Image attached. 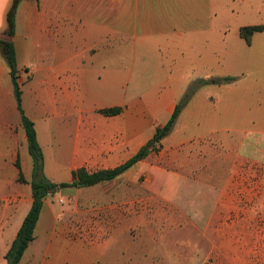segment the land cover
<instances>
[{
    "label": "crops",
    "instance_id": "0c3cea01",
    "mask_svg": "<svg viewBox=\"0 0 264 264\" xmlns=\"http://www.w3.org/2000/svg\"><path fill=\"white\" fill-rule=\"evenodd\" d=\"M12 1L0 0V34ZM188 1L193 0L20 4L14 44L22 106L36 127L44 174L54 183H73L80 169L94 174L123 165L167 124L192 83L207 82L159 151L111 182L48 196L20 264H121L122 229L104 226V210L127 209L137 221L135 210L146 204L153 212L142 216L148 226L159 221L179 241L212 243V264L223 258L254 264L258 242L264 264V55L253 59L251 53L264 31L250 44L240 35L242 28L264 25L240 24L231 40L199 26L196 19L204 15L187 9ZM228 77L236 80L217 83ZM111 108L122 112H101ZM149 171L167 175L164 197L142 186L153 183ZM32 172L10 69L0 51V264H7L32 205ZM136 177H142L141 185H122ZM61 194L69 203L57 211L50 198ZM159 202L168 208L161 216Z\"/></svg>",
    "mask_w": 264,
    "mask_h": 264
},
{
    "label": "rangeland",
    "instance_id": "374dc122",
    "mask_svg": "<svg viewBox=\"0 0 264 264\" xmlns=\"http://www.w3.org/2000/svg\"><path fill=\"white\" fill-rule=\"evenodd\" d=\"M240 1L241 0H193L185 4H188L187 9L189 10L196 9L202 11L204 17L196 19L199 26L220 30L226 33V38H231L232 40L233 37L237 35L236 30L240 24L264 25V0ZM240 6L247 9H243L244 15H240L238 11ZM257 39L253 40L252 43L251 53H253V59L260 58L264 55V34H262L258 40ZM132 180L133 179L125 182L121 181L118 185L123 182L122 185L132 188V186L141 185L142 183V177L141 181L140 177H136L134 181ZM113 184L114 183H110L104 187L109 188ZM60 200H62L64 204H60ZM50 201L54 203V207L57 211L66 209L69 203L67 197L63 194L51 197ZM148 206L149 204H146L142 206V209L138 211L135 210V214L140 216L137 221L136 219H132L131 214L133 211H128L127 209L120 211L104 210V226H113L116 228L117 226H121L122 229V232L117 234L123 239L119 242L122 248L121 264H212V243L179 241L177 237L168 235L167 230L171 227H168L164 223H159V221H157L155 225L148 226L147 218L144 221V217H142H148L149 214L153 213L147 209ZM151 207L154 206L151 205ZM156 207L159 216H161V213L164 214V212L168 211V208H165L160 202L156 203ZM94 213H98V211H94ZM119 214H122L123 217L119 218ZM93 220L95 222L97 218L94 216ZM226 244L229 245V243ZM253 246L254 264H261V245L258 242ZM223 260L222 264H228L223 263ZM95 263L100 264L97 259H95Z\"/></svg>",
    "mask_w": 264,
    "mask_h": 264
},
{
    "label": "trees",
    "instance_id": "16d2710c",
    "mask_svg": "<svg viewBox=\"0 0 264 264\" xmlns=\"http://www.w3.org/2000/svg\"><path fill=\"white\" fill-rule=\"evenodd\" d=\"M22 1L23 0H13L10 5L6 15V27L0 34V51L8 65V68L10 69L13 94L16 100L17 109L21 116V124L25 130L28 152L32 158L33 172L30 182L32 205L11 245L9 252L5 257L7 264H20L30 243L34 240V232L40 219L44 201L48 196L54 195L61 190L77 187L80 184L85 186H94L100 183L111 182L119 178L124 172L132 168L140 161L146 159L151 152L159 151L162 140L173 131L180 114L192 100L194 95L207 84L205 81H196L192 83L177 104L176 109L167 124L162 128H158L152 140L149 141L132 159L123 165L115 169L104 170L94 174H88L85 170L80 169L73 174V183H54L44 174V154L38 142L36 127L34 122L25 115L22 106V89L18 77L19 67L17 62L16 47L14 44V37L16 35V14ZM263 31L264 26L245 27L241 29L240 35L248 44H250L253 35ZM235 80V78L228 77L219 79L217 83L227 84L234 82ZM101 112L104 115L112 116L120 114L122 112V108L105 109ZM16 167L18 169L21 168L19 160L16 162ZM149 173L153 177V183H144L143 187L156 195L164 197L163 191L167 189V175L162 173L159 176L154 171H149ZM19 181L21 183L24 182L21 171L19 174Z\"/></svg>",
    "mask_w": 264,
    "mask_h": 264
},
{
    "label": "water",
    "instance_id": "95a60500",
    "mask_svg": "<svg viewBox=\"0 0 264 264\" xmlns=\"http://www.w3.org/2000/svg\"><path fill=\"white\" fill-rule=\"evenodd\" d=\"M79 186H84V185L80 184Z\"/></svg>",
    "mask_w": 264,
    "mask_h": 264
}]
</instances>
